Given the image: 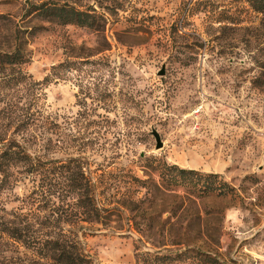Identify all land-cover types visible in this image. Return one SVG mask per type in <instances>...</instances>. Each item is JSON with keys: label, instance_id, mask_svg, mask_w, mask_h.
I'll list each match as a JSON object with an SVG mask.
<instances>
[{"label": "rangeland", "instance_id": "obj_1", "mask_svg": "<svg viewBox=\"0 0 264 264\" xmlns=\"http://www.w3.org/2000/svg\"><path fill=\"white\" fill-rule=\"evenodd\" d=\"M41 1L0 0V51L28 58L0 62V137L42 159L79 157L111 215L63 231L92 264H140L145 250L177 253L168 264H264V12L247 0H51L94 9V30L27 13ZM163 161L233 191L196 196ZM18 171L0 219L72 201L47 185L46 204L22 202L33 186ZM37 259L0 230V264Z\"/></svg>", "mask_w": 264, "mask_h": 264}, {"label": "trees", "instance_id": "obj_2", "mask_svg": "<svg viewBox=\"0 0 264 264\" xmlns=\"http://www.w3.org/2000/svg\"><path fill=\"white\" fill-rule=\"evenodd\" d=\"M247 1L258 12H264V0ZM27 13L61 24H77L99 30L98 16L94 9L83 10L66 2L43 0L32 3ZM29 32L35 33L32 29ZM27 60V54L22 46L15 45L11 51H0V62L3 64L14 65L25 63ZM69 64L70 61L64 59L58 65H52L50 69L55 72L56 68L60 66L65 68ZM24 76V73H20L19 78L22 79ZM24 124V126L29 125L28 122ZM19 166L21 171L17 170ZM161 166L164 167V172L161 173L166 179H172L173 172L176 171L182 184L192 189L191 192L196 196H204L211 192L227 194L233 191V187L215 173H201L192 168L186 169L164 161ZM13 168L16 170H12ZM81 168L82 162L79 157L70 156L62 161L56 158L42 159L40 155L30 153L27 146L18 139L0 137V190L6 186L10 187L17 180L18 171L27 174L33 186L23 197L22 202L33 204V201L43 199L46 204L48 201L46 192L52 194L47 185L54 187L56 192L62 191L61 198L65 197V200L67 197H73L71 202L66 200L64 205L52 201L50 206L57 212L56 216H52L51 212L48 215H40L36 210L19 209L11 212V216L14 217L12 220L0 219L1 232L6 233L12 240L27 249L32 256H36L40 264H92L90 258L79 246L78 239L71 231H63L61 226V223L65 222L68 224H77L80 221L104 223L111 215L107 214L110 212L109 208L99 203V199L94 194L95 184L91 183ZM65 171L67 173H64ZM58 173L62 179H59ZM195 178L205 179L204 184L196 187ZM36 195H39L40 199H37ZM175 255L177 253L158 254L145 250L140 254V264H168Z\"/></svg>", "mask_w": 264, "mask_h": 264}, {"label": "water", "instance_id": "obj_3", "mask_svg": "<svg viewBox=\"0 0 264 264\" xmlns=\"http://www.w3.org/2000/svg\"><path fill=\"white\" fill-rule=\"evenodd\" d=\"M164 72V68L163 66L158 70L157 73L159 74H163ZM150 133L154 136L155 138V149L162 146V140H161V137L160 135L158 134L157 130H155L154 128L151 129Z\"/></svg>", "mask_w": 264, "mask_h": 264}]
</instances>
